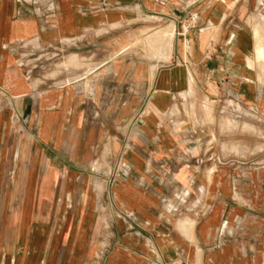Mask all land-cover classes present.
Listing matches in <instances>:
<instances>
[{"label":"crops","instance_id":"1","mask_svg":"<svg viewBox=\"0 0 264 264\" xmlns=\"http://www.w3.org/2000/svg\"><path fill=\"white\" fill-rule=\"evenodd\" d=\"M254 4L0 0V264H264V165L205 181L178 149L190 78L254 93L235 41ZM142 16L175 28L147 56L127 48Z\"/></svg>","mask_w":264,"mask_h":264},{"label":"rangeland","instance_id":"2","mask_svg":"<svg viewBox=\"0 0 264 264\" xmlns=\"http://www.w3.org/2000/svg\"><path fill=\"white\" fill-rule=\"evenodd\" d=\"M132 20L140 21L142 28L137 31L136 39L134 35H128V51L142 52L147 56L161 48L160 44H170L175 36V28L169 29V23L147 16ZM244 25L237 31L235 41H239L241 35L249 31L254 39V48L256 39L264 46V0H255L254 11L248 15ZM247 65L251 69L249 80L255 87L254 93L244 91L219 100L214 97L208 99L202 89L206 88L207 83L202 84L200 79L194 77L190 78V99L185 106L177 105L179 111L182 108L179 117L187 119L189 127V132L182 133L181 146L178 149L187 155L183 159L184 165L202 167L199 170L202 174L192 175L197 179L201 176L208 181L213 177L209 169L213 170L216 166L245 169L264 165V60L258 61L255 49L250 53ZM247 83L244 79L240 86L245 88ZM173 164L168 163L169 166ZM162 176L164 182H171L174 175L170 173ZM191 182V189L186 192L177 185H161L162 197L183 198L185 192V198H203L208 193L206 185H194ZM142 188H146L145 184Z\"/></svg>","mask_w":264,"mask_h":264},{"label":"bare ground","instance_id":"3","mask_svg":"<svg viewBox=\"0 0 264 264\" xmlns=\"http://www.w3.org/2000/svg\"><path fill=\"white\" fill-rule=\"evenodd\" d=\"M256 47L255 50L257 51V59L258 61L264 60V46L260 44V41L258 39L255 40Z\"/></svg>","mask_w":264,"mask_h":264}]
</instances>
